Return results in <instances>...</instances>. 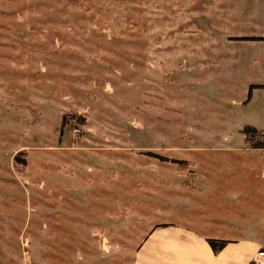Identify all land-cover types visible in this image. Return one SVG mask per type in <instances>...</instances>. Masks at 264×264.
Segmentation results:
<instances>
[{
  "label": "rangeland",
  "instance_id": "rangeland-1",
  "mask_svg": "<svg viewBox=\"0 0 264 264\" xmlns=\"http://www.w3.org/2000/svg\"><path fill=\"white\" fill-rule=\"evenodd\" d=\"M211 9L0 0V264H134L160 225H264L239 131L260 102L237 104L264 83L263 44L222 37Z\"/></svg>",
  "mask_w": 264,
  "mask_h": 264
},
{
  "label": "crops",
  "instance_id": "crops-1",
  "mask_svg": "<svg viewBox=\"0 0 264 264\" xmlns=\"http://www.w3.org/2000/svg\"><path fill=\"white\" fill-rule=\"evenodd\" d=\"M208 1L210 6H212V9L209 11L210 17L213 19L212 26L219 31L222 37L228 39H247L248 42L261 43L263 44L264 52V18L263 24H259L258 22L259 16H264V0ZM241 13H243L244 18L240 21L239 17ZM259 29L262 30V34H259ZM257 100L260 102L258 110H247L245 115L247 120L243 122L245 126H242L257 129L258 133L262 135V137L257 136V138L264 143V83L251 85L249 97L247 99L242 98L237 104H241L247 108L252 106L254 101ZM253 106L257 108L256 105ZM245 128L239 129V131L243 132V140L248 144V148L246 147L244 150L251 152L248 155L250 160L254 158L260 159L259 161H255L258 163L256 164L258 165L256 179L260 180L257 187H262V190H257L259 189L257 188L250 193H255L257 190L258 197L261 196L264 199V146H254L253 141L245 133ZM228 149L238 151L241 148L230 146ZM240 162H247L251 165L250 162L254 161ZM237 214L242 215L243 213L239 212ZM231 215L233 217H227V221L224 218L223 222L212 220V222L224 224L225 229L223 230L229 232L226 236L214 235L206 237L199 234L194 235L178 226L156 228L137 250L134 264H254L258 251L264 249V225L260 227L258 225L235 226L234 222L236 224H244L242 223L243 217L237 216V221H235L232 219L235 214L233 215L232 213ZM216 229L220 228L216 227ZM248 230L263 232L247 236L244 234V231ZM229 234L232 237H227ZM208 239L224 240L227 241V244L216 252L208 242Z\"/></svg>",
  "mask_w": 264,
  "mask_h": 264
},
{
  "label": "trees",
  "instance_id": "trees-1",
  "mask_svg": "<svg viewBox=\"0 0 264 264\" xmlns=\"http://www.w3.org/2000/svg\"><path fill=\"white\" fill-rule=\"evenodd\" d=\"M68 121L69 120L67 119V117H64L63 125H65V122H68ZM244 131L248 135V137L253 141L254 146H257V147H263L264 146V143L261 140H256L255 139V138H257V136L262 137V135L260 133H258L257 129L252 128V127H247V128H245ZM182 162H185V161H182ZM167 226H170V225L169 224H165V225H160L159 227H167ZM159 227H157V228H159ZM208 242L210 243V245L212 246V248L216 252H218L219 250L224 248V246L227 244V241L216 240V239H208Z\"/></svg>",
  "mask_w": 264,
  "mask_h": 264
},
{
  "label": "built area",
  "instance_id": "built-area-1",
  "mask_svg": "<svg viewBox=\"0 0 264 264\" xmlns=\"http://www.w3.org/2000/svg\"><path fill=\"white\" fill-rule=\"evenodd\" d=\"M254 264H264V249H260L256 258L254 259Z\"/></svg>",
  "mask_w": 264,
  "mask_h": 264
}]
</instances>
